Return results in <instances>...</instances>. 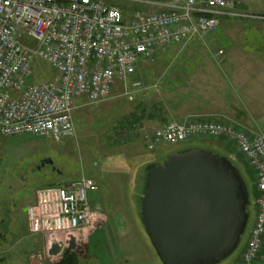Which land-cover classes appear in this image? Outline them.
<instances>
[{"label": "rangeland", "instance_id": "374dc122", "mask_svg": "<svg viewBox=\"0 0 264 264\" xmlns=\"http://www.w3.org/2000/svg\"><path fill=\"white\" fill-rule=\"evenodd\" d=\"M233 1L239 4L243 18H220L219 26L203 42L195 41L182 49L170 47L167 53L141 64L131 80L114 88L108 100L75 110L73 137L54 142L29 134L0 135V264L56 262L45 257L40 239L29 232L25 210L37 190L82 177L92 178L96 183L97 191L87 194L88 201L108 223L104 236L110 238L97 243L96 253L116 262L103 261L99 255L83 257L89 245L80 243L79 263L161 264L139 222L141 188L136 191V177L139 175L141 185L145 161L161 162L167 156H162L166 149L187 146L208 149L228 158L248 180V225L237 250L220 263L239 264L256 212L257 193L235 145L223 138H199L147 152L143 143L138 148L132 147L140 135L125 136L134 127L143 128L146 120L139 118L140 110L143 116L158 117L160 122L146 124L149 127L190 118L177 121L174 114L195 108L196 98L208 97L209 93L204 92L207 85L212 94L217 92V86L208 84L210 73L224 81L225 92L234 105L231 117L239 118L235 123L240 126L234 128L264 134V0ZM32 66L39 82L56 76L43 61L35 59ZM34 82L32 79L29 83ZM45 158L52 160L54 171L48 166L36 170L35 166ZM257 259L254 264H264V253L260 252Z\"/></svg>", "mask_w": 264, "mask_h": 264}, {"label": "built area", "instance_id": "2783aa9c", "mask_svg": "<svg viewBox=\"0 0 264 264\" xmlns=\"http://www.w3.org/2000/svg\"><path fill=\"white\" fill-rule=\"evenodd\" d=\"M238 9L233 0H0V135L73 137L75 110L108 100L165 49L203 42L220 18H243ZM35 59L55 78L37 81ZM138 135L148 152L195 138L234 143L255 178L256 213L239 263L254 264L264 240V134L188 118L125 134ZM96 190L89 177L39 189L26 208L29 232L68 240L93 229L99 216L87 194Z\"/></svg>", "mask_w": 264, "mask_h": 264}, {"label": "water", "instance_id": "95a60500", "mask_svg": "<svg viewBox=\"0 0 264 264\" xmlns=\"http://www.w3.org/2000/svg\"><path fill=\"white\" fill-rule=\"evenodd\" d=\"M46 165H53L50 158L36 170ZM143 173L139 220L161 264H220L234 254L250 203L228 158L186 147L146 165ZM74 248L72 237L67 250Z\"/></svg>", "mask_w": 264, "mask_h": 264}, {"label": "crops", "instance_id": "0c3cea01", "mask_svg": "<svg viewBox=\"0 0 264 264\" xmlns=\"http://www.w3.org/2000/svg\"><path fill=\"white\" fill-rule=\"evenodd\" d=\"M167 50L168 49H165L163 52L167 53L166 52ZM143 64H144V62H142V66H143ZM209 76L211 77V80H209L208 84L213 83L214 84L213 87L217 86L218 87L217 92L215 94H212L210 91L209 85H207V88L204 89V92L205 91H206V93L208 92L209 96L208 97L203 96L204 98H200L199 100H198V98H196L195 100H193V102L196 105L195 108H191V110H189V111L185 110L186 112H184V109H183L182 112H178L179 114H174L175 118L177 119V121H182L185 117L186 118L187 117L198 118V119H202V120H215L218 122H222L225 124L232 125L234 127L240 126L239 122L235 123V121H238L239 118H237V117L232 118L231 117L233 115L232 109H233L234 105L232 102L230 103V97H228L226 92H225V84H224L223 79L221 77H218L217 75H215V77H212L211 73L209 74ZM223 93H224L225 97H224ZM205 96H207V95H205ZM142 119L146 120V122H144V125H142V127L147 132H149V131L151 132L157 127H149L146 124H150V123L158 124L160 122L157 116L151 115V114H147L145 116H143V114H142ZM247 130H249V129H247ZM255 133H257V132H255ZM192 141H194V140H191L189 142H192ZM142 143L143 142H142L141 137H138V140H136V142L134 144L132 143V147L138 148L140 146V144H142ZM172 151H175V149L174 148H168V149H166V151L164 153H162V156H166L169 153H171ZM152 162H157V161L153 160V159H149V160H147V162L145 161L146 164H149ZM146 164L144 166H146ZM136 180H138V188H137V190L135 188V190L139 191V188H141V185L139 182L140 181L139 175H137ZM134 186H137V181H136V184H134ZM133 191H134V189H133ZM107 226H108V223H107V220L105 219V216H104L103 224L99 225L97 228H94L91 232L87 231V233L75 234V236H78L77 244L79 245L80 249H81L80 243H84V244L89 245V249L86 248L87 254L84 252L85 256H83V257H87L90 254H92V257H97L99 255V257H101L103 261H106V262L109 261L112 263L116 262V261H112V259H109V258L102 256L99 253H96V250L98 251V249H99V245L97 243H101V241L104 240V238H105V240L107 238H110L108 235L104 236V232H105V229ZM101 232H103V234ZM37 238L40 239L41 248L45 249V250H42V252L46 255L45 257L54 258V259H56L55 261L57 262L60 258L58 246L53 245L54 243H50L47 236H45V237L37 236Z\"/></svg>", "mask_w": 264, "mask_h": 264}, {"label": "trees", "instance_id": "16d2710c", "mask_svg": "<svg viewBox=\"0 0 264 264\" xmlns=\"http://www.w3.org/2000/svg\"><path fill=\"white\" fill-rule=\"evenodd\" d=\"M238 4V3H237ZM238 6H239V4H238ZM140 113H141V115L139 116V118H142V110H140ZM237 129H239V128H237ZM221 138H223V139H225L227 142H229V143H231V144H233L234 145V143L233 142H231L228 138H224V137H221ZM186 148V147H185ZM182 149H184V148H182ZM240 154V153H239ZM240 156L242 157V155L240 154ZM243 158V157H242ZM244 160V159H243ZM245 162V161H244ZM246 163V162H245ZM146 165H148V164H146ZM247 165V164H246ZM145 167V166H144ZM237 169H238V171H239V173H240V175H241V177L243 178V180H244V182L246 183V186H247V188H248V185H247V179H245V177L241 174V171H240V169H239V167L238 166H235ZM144 169V168H143ZM246 170H247V173H248V176H249V179H250V181L252 182V183H254V186H255V178H254V175H253V172L250 170V168L248 167V165H247V168H246ZM143 176H144V173L142 174V176H141V189H142V183H143ZM255 192L257 193V191H256V189H255ZM248 194H250L249 193V189H248ZM250 196V195H249ZM138 209H139V202H138ZM248 214H249V217H250V211H249V207H248ZM138 215H139V212H138ZM250 219V218H249ZM242 241V240H241ZM80 251L79 250H73V251H69V250H64L63 251V253H62V255H61V258H60V260H58L57 262H55L54 264H80L79 263V253ZM264 253V242H263V248H262V251H261V254H263Z\"/></svg>", "mask_w": 264, "mask_h": 264}, {"label": "flooded vegetation", "instance_id": "af4514ba", "mask_svg": "<svg viewBox=\"0 0 264 264\" xmlns=\"http://www.w3.org/2000/svg\"><path fill=\"white\" fill-rule=\"evenodd\" d=\"M46 159V158H45ZM39 165H37V166H35V168H37ZM48 165H46V167H47ZM48 167H50L51 168V170L52 171H54V167H53V165H51V166H48Z\"/></svg>", "mask_w": 264, "mask_h": 264}]
</instances>
